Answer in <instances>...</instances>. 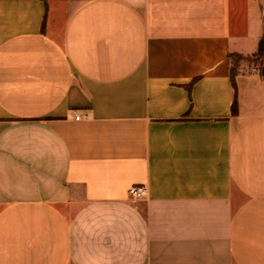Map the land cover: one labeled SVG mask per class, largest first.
Returning a JSON list of instances; mask_svg holds the SVG:
<instances>
[{
    "label": "crops",
    "instance_id": "0c3cea01",
    "mask_svg": "<svg viewBox=\"0 0 264 264\" xmlns=\"http://www.w3.org/2000/svg\"><path fill=\"white\" fill-rule=\"evenodd\" d=\"M261 38L264 0H0V264H264Z\"/></svg>",
    "mask_w": 264,
    "mask_h": 264
},
{
    "label": "trees",
    "instance_id": "16d2710c",
    "mask_svg": "<svg viewBox=\"0 0 264 264\" xmlns=\"http://www.w3.org/2000/svg\"><path fill=\"white\" fill-rule=\"evenodd\" d=\"M264 54V38H261L259 42V47L257 52L253 56L262 57ZM229 58L231 60V68H230V80L232 87L234 91H236V85H235V72H236V66L238 64V61L242 59L243 57L236 53H229ZM231 108L233 111L236 110V94L234 95L233 101L231 103Z\"/></svg>",
    "mask_w": 264,
    "mask_h": 264
},
{
    "label": "built area",
    "instance_id": "2783aa9c",
    "mask_svg": "<svg viewBox=\"0 0 264 264\" xmlns=\"http://www.w3.org/2000/svg\"><path fill=\"white\" fill-rule=\"evenodd\" d=\"M264 77V75H263ZM76 118H78L76 116ZM145 193V189L142 185H133L129 188V194L133 195V196H141Z\"/></svg>",
    "mask_w": 264,
    "mask_h": 264
},
{
    "label": "rangeland",
    "instance_id": "374dc122",
    "mask_svg": "<svg viewBox=\"0 0 264 264\" xmlns=\"http://www.w3.org/2000/svg\"><path fill=\"white\" fill-rule=\"evenodd\" d=\"M249 60L254 61L256 64L262 63V57H258V56L249 57Z\"/></svg>",
    "mask_w": 264,
    "mask_h": 264
}]
</instances>
